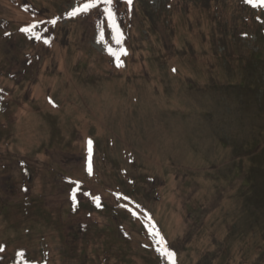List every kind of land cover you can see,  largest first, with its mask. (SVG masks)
I'll list each match as a JSON object with an SVG mask.
<instances>
[{"label": "rangeland", "instance_id": "rangeland-1", "mask_svg": "<svg viewBox=\"0 0 264 264\" xmlns=\"http://www.w3.org/2000/svg\"><path fill=\"white\" fill-rule=\"evenodd\" d=\"M201 1L148 0L121 36L81 0H0V262L170 264L162 238L264 264V40L215 52Z\"/></svg>", "mask_w": 264, "mask_h": 264}, {"label": "trees", "instance_id": "trees-1", "mask_svg": "<svg viewBox=\"0 0 264 264\" xmlns=\"http://www.w3.org/2000/svg\"><path fill=\"white\" fill-rule=\"evenodd\" d=\"M83 2L81 3H89L91 0H81ZM177 2H180L182 0H176ZM191 0H188V3H190ZM129 3L128 7H124L125 3ZM210 3H205L204 0L201 1L200 5L198 7V10H205L207 14L212 18V21L214 23H219V28L216 29L214 28V34H220L219 39L213 41V50L217 52V45L218 43H221L223 45H226V47L229 49V44L231 41V38L233 37L235 40L239 39L242 41L243 38H248L250 36V33H244L245 29H248V27H251L253 25H256L257 27V32H255L256 36L260 40H264V5H261L259 3V0H253V3H249L248 0H209ZM226 4L224 13H222V9L224 5ZM95 7H91L87 14L85 15L86 17L90 18L94 16V12H96V8L101 7L104 9V12L102 13L103 16L97 17V25L98 27H103V28H108V30H111L112 27H115V25L118 27L119 33L121 36H124L123 34L126 32L127 27L129 26V30H132L135 25H134V19L139 18L142 20L144 23H148L149 25L151 24L150 21H147L146 19H149L150 17L153 16L152 11L150 10V5L148 0H125L124 2L122 0H111V3H106L105 0H95ZM255 5V6H254ZM105 9H110L112 13V18L110 19L107 13L105 12ZM230 10V13L227 11ZM84 12H82L83 14ZM228 13V17L224 16V14ZM220 15V19L217 18V16ZM144 16V17H143ZM157 16V15H156ZM125 18H128V21L125 20ZM230 18L232 21L231 26L228 25V20L227 22H224L223 20ZM114 19H117L114 21ZM75 21V20H71ZM90 26L92 25L91 20L89 21ZM95 24V22H94ZM133 27V28H132ZM143 27V26H142ZM56 29V28H55ZM65 29L64 27L62 28ZM126 29V30H125ZM136 29V28H135ZM143 29V28H142ZM145 29V25H144ZM148 29V27H147ZM67 30V29H65ZM89 32H91L90 29H88ZM57 29L53 32V37L54 39H51V43L49 46L46 48H43L48 55V58H50L49 55L53 53V46L52 42L55 41L57 35H56ZM68 32V30H67ZM101 32V31H100ZM69 33V32H68ZM66 36V33L64 32L62 34V39ZM68 39V36L66 37ZM237 41V40H236ZM119 43H115L114 47L112 49V52H115L117 55H112L110 57L111 60L114 59V57H118L119 52L116 50L117 46ZM189 44V51H184V54H195V50L190 46ZM215 46V47H214ZM192 51L191 53H189ZM107 54L109 55V49L107 50ZM264 154V153H263ZM79 214H82L78 211ZM67 222H69L67 220ZM115 227L113 226L111 228V231L113 232ZM71 232V230H70ZM70 242L68 240V235H66L64 241ZM182 246L184 244L181 243ZM164 246L167 248L168 251L174 253V256L169 258L168 256L164 255V259H167L170 264H181L180 260V255L178 253L179 246L176 242L172 244H165ZM161 254L163 252V248H161ZM157 252V251H156ZM158 253V252H157ZM163 255V254H162ZM30 254L24 256L22 260L24 261L25 264H30L28 262ZM217 261V260H216ZM164 260L157 259L156 264H164ZM0 264H4L0 262ZM35 264H55V263H50L48 259L44 258L43 261ZM203 264H211L208 262V259L206 258L203 261Z\"/></svg>", "mask_w": 264, "mask_h": 264}, {"label": "snow or ice", "instance_id": "snow-or-ice-1", "mask_svg": "<svg viewBox=\"0 0 264 264\" xmlns=\"http://www.w3.org/2000/svg\"><path fill=\"white\" fill-rule=\"evenodd\" d=\"M106 3H111V0H105ZM130 2V0H129ZM249 3H253V0H248ZM259 3L261 5H264V0H259ZM95 0H91V2L89 3H86L84 4L82 7H78L76 9H74L72 12L69 13V15H76L78 14L79 12H86L88 11L91 7H95ZM255 6V5H254ZM105 12L107 13V15L109 16V18L111 19L112 18V13H111V10L110 9H105ZM52 23L54 24L55 23V20L52 21ZM31 28H35V25H32ZM30 29H22V31H29ZM46 43L48 41H45ZM120 41L117 40V43H119ZM111 51V50H110ZM111 54L113 55H117L115 52H112ZM123 54H126V52H124ZM118 58V57H117ZM89 145H91V141H89ZM96 200L99 201V197H96ZM99 206V205H98ZM156 235L158 236L159 234L156 233ZM158 243H165L163 241L162 238L159 239ZM163 255L165 256H168L169 258L173 257L174 256V253L170 252L167 250V248L165 247V249L163 250L162 252ZM21 256H23V253L20 254ZM173 264H174V261H173Z\"/></svg>", "mask_w": 264, "mask_h": 264}]
</instances>
